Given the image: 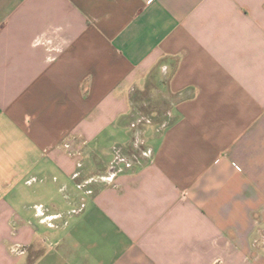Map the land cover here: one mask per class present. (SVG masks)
I'll return each instance as SVG.
<instances>
[{
  "label": "crops",
  "instance_id": "obj_1",
  "mask_svg": "<svg viewBox=\"0 0 264 264\" xmlns=\"http://www.w3.org/2000/svg\"><path fill=\"white\" fill-rule=\"evenodd\" d=\"M0 264H264V0H0Z\"/></svg>",
  "mask_w": 264,
  "mask_h": 264
}]
</instances>
